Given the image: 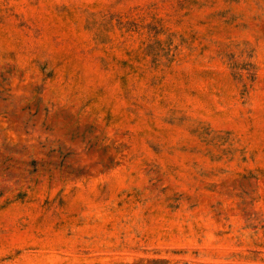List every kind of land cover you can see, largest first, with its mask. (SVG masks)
Returning <instances> with one entry per match:
<instances>
[{
	"label": "rangeland",
	"instance_id": "rangeland-1",
	"mask_svg": "<svg viewBox=\"0 0 264 264\" xmlns=\"http://www.w3.org/2000/svg\"><path fill=\"white\" fill-rule=\"evenodd\" d=\"M0 264H264V0H0Z\"/></svg>",
	"mask_w": 264,
	"mask_h": 264
}]
</instances>
